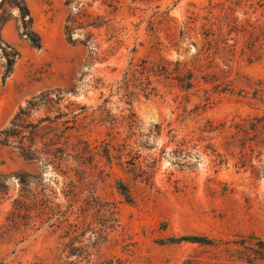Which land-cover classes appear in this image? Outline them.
Masks as SVG:
<instances>
[{"label": "rangeland", "instance_id": "374dc122", "mask_svg": "<svg viewBox=\"0 0 264 264\" xmlns=\"http://www.w3.org/2000/svg\"><path fill=\"white\" fill-rule=\"evenodd\" d=\"M24 2L40 46L21 35L19 11L2 7V41L18 56L2 82L0 55V130L28 100L58 90L64 99L51 116L78 114L79 149L56 170L0 145L10 197L0 201V226L15 173L29 175L31 199L46 206L39 229L1 247L0 264H232L226 243L264 241V0ZM77 12L103 17L117 35L108 42L112 31H93L94 61L79 32L66 40ZM142 60L155 71L150 95L130 81V64ZM160 60L169 72L178 61L194 86H172ZM188 236L214 246L169 243Z\"/></svg>", "mask_w": 264, "mask_h": 264}, {"label": "trees", "instance_id": "16d2710c", "mask_svg": "<svg viewBox=\"0 0 264 264\" xmlns=\"http://www.w3.org/2000/svg\"><path fill=\"white\" fill-rule=\"evenodd\" d=\"M2 7L16 8L20 16L21 35L29 41L34 48L40 46V39L38 35L31 29V17L29 10L24 0H0V10ZM3 17L0 15V55L3 59V74L2 82L10 75L14 62L18 56L17 52L8 44L3 43L1 37ZM108 20L103 17L81 14L77 12L70 15L64 26V32L68 43H74L72 35L79 32L81 35L80 43L88 47L90 55H96L101 48V44L97 42L93 31H98L102 28L112 31ZM117 35L112 31V35L108 37V42L116 39ZM115 43H118L115 41ZM210 46V43H209ZM110 47V46H109ZM90 56V61H94L93 56ZM160 70L158 75H162V70L169 76L170 84H175L180 89L189 90L194 86L195 78L192 72L186 71L178 61L175 62L174 69L168 71L167 63L160 60ZM131 65V82L135 89L139 88L146 95L153 92L150 88L149 76L155 74L153 66L149 67L144 60L140 64ZM184 70L187 72L186 82L183 83ZM158 73V72H157ZM128 72L125 74L127 75ZM148 74L145 82L140 81V76ZM168 79V77H165ZM126 79V77H125ZM128 80L125 81L126 88L129 87ZM59 91H46L40 93L36 97L31 98L23 107H20L13 116L9 124L0 130V145L3 147H10L17 151L19 156L25 161H44L45 164L51 165L58 170L65 158L70 157L71 153H78V142H73L76 138L74 130L76 129L77 113L74 110L67 112H58L51 116V109L55 104H58L64 98L59 96ZM129 96V95H128ZM129 98V97H128ZM129 105V103H127ZM69 106H74L69 103ZM66 108V107H65ZM76 108V107H75ZM68 109V108H66ZM83 110L84 107L78 108ZM40 110L45 112L43 117L36 121L32 117ZM76 110V109H75ZM133 116V114H132ZM84 147H89L87 143ZM108 154V153H107ZM109 157V155H107ZM14 177L17 180V195L10 202L11 208L4 218V223L0 226V263L3 261L1 247L5 244L19 243L25 240L26 232L39 229L36 227V220L44 213L46 208L45 202L38 199L39 196L31 199L28 191L29 175L24 172L15 173ZM4 176L0 174V201L7 200L10 197L9 188L5 184ZM117 189L121 196L127 202H130L131 195L128 187L123 183H117ZM20 238L19 241L17 239ZM189 242L198 244L200 246H214V242L207 237L188 236L180 237L178 239H171L169 243ZM229 246L223 249L225 256L236 258L232 264H264V241L257 237H243L237 242L226 243ZM228 261H223L222 264H227Z\"/></svg>", "mask_w": 264, "mask_h": 264}]
</instances>
